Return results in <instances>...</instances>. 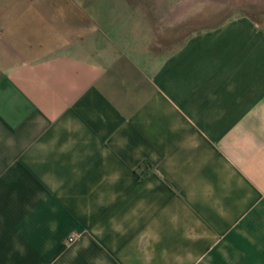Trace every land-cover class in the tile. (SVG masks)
I'll use <instances>...</instances> for the list:
<instances>
[{
  "label": "crops",
  "instance_id": "obj_1",
  "mask_svg": "<svg viewBox=\"0 0 264 264\" xmlns=\"http://www.w3.org/2000/svg\"><path fill=\"white\" fill-rule=\"evenodd\" d=\"M150 23L0 0V264H264V14Z\"/></svg>",
  "mask_w": 264,
  "mask_h": 264
},
{
  "label": "rangeland",
  "instance_id": "obj_2",
  "mask_svg": "<svg viewBox=\"0 0 264 264\" xmlns=\"http://www.w3.org/2000/svg\"><path fill=\"white\" fill-rule=\"evenodd\" d=\"M149 4L152 29H182V36L191 30L205 29L225 17L247 14L256 18L264 14V0H149ZM135 14L133 28L148 29L143 19L145 14ZM138 17L145 24L137 26Z\"/></svg>",
  "mask_w": 264,
  "mask_h": 264
},
{
  "label": "trees",
  "instance_id": "obj_3",
  "mask_svg": "<svg viewBox=\"0 0 264 264\" xmlns=\"http://www.w3.org/2000/svg\"><path fill=\"white\" fill-rule=\"evenodd\" d=\"M227 19H228V17H225V18L221 19L220 21L214 23L213 25H211V26H209V27H207L205 29H213V28H216V27L220 26L221 24H223Z\"/></svg>",
  "mask_w": 264,
  "mask_h": 264
}]
</instances>
